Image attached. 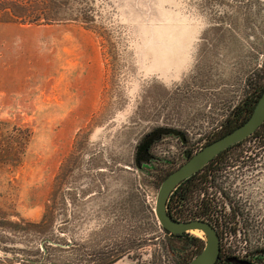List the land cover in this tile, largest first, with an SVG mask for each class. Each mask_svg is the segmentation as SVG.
<instances>
[{"label":"rangeland","instance_id":"374dc122","mask_svg":"<svg viewBox=\"0 0 264 264\" xmlns=\"http://www.w3.org/2000/svg\"><path fill=\"white\" fill-rule=\"evenodd\" d=\"M68 2L44 21L42 0H0V264H183L195 248L159 225L158 187L264 83V0ZM157 127L187 144L166 135L141 169ZM261 151L253 134L224 161Z\"/></svg>","mask_w":264,"mask_h":264},{"label":"flooded vegetation","instance_id":"af4514ba","mask_svg":"<svg viewBox=\"0 0 264 264\" xmlns=\"http://www.w3.org/2000/svg\"><path fill=\"white\" fill-rule=\"evenodd\" d=\"M252 134L241 142L246 141ZM166 135L173 134L156 135L151 139L146 150L136 153L135 163L138 167L143 169L145 166H150L155 160L151 147ZM173 136L179 137L182 145L187 144L185 136L183 140L178 135ZM212 140L211 138L204 140L203 145ZM236 148L237 145L229 146L192 176L182 180L168 197L167 211L177 220L202 219L211 223L219 237V253L213 264H264V229L262 227L264 221L257 215V213H264V206L258 204L257 207H261L262 210L256 212L251 209V206L255 207V205H250L249 202L250 197L252 196L251 199H253L257 193L258 198L263 200L264 188L258 185L261 180L264 185V151L257 155H247L244 161H220L229 157V153ZM194 152L196 150H185L182 154L183 160L185 161L187 156ZM174 169L165 172L162 180ZM198 195L201 197L196 199ZM178 199L179 201H176ZM184 213L192 214L187 216ZM207 214L211 216L210 220L205 218ZM222 216L228 217L229 226L219 224L218 218ZM162 229L170 238L179 240L184 245L189 244L191 238H195L189 232L173 234ZM197 239L203 243V248V240L199 237ZM195 255L191 256L190 260Z\"/></svg>","mask_w":264,"mask_h":264},{"label":"water","instance_id":"95a60500","mask_svg":"<svg viewBox=\"0 0 264 264\" xmlns=\"http://www.w3.org/2000/svg\"><path fill=\"white\" fill-rule=\"evenodd\" d=\"M264 122V89L258 97L251 114L233 129L203 145L199 150L187 156V159L171 171L160 183L155 198L154 214L159 225L173 234L186 232L199 236L204 246L186 264H213L219 253V237L209 221L192 219L181 221L173 218L167 211V201L172 190L184 179L189 178L201 169L214 156L229 146L241 142ZM160 134H173L182 138L184 134L171 127H157L144 136L137 147V154L146 150L151 139ZM194 234V233H193Z\"/></svg>","mask_w":264,"mask_h":264},{"label":"trees","instance_id":"16d2710c","mask_svg":"<svg viewBox=\"0 0 264 264\" xmlns=\"http://www.w3.org/2000/svg\"><path fill=\"white\" fill-rule=\"evenodd\" d=\"M25 1L33 2L34 0H25ZM42 3H43L42 4V13H43L42 18L44 19V21L45 20H48V21L49 20H63L65 19V16L69 17L71 15L69 14V12L73 11L71 8L68 7V3H69L68 0L66 1L65 0H42ZM39 18L41 17H38V16L35 17L34 15L31 18V21L34 22L36 21V19H39ZM263 89H264V83L256 84L252 86V90L250 91V93H248V95L244 97L243 101L240 104L234 106L233 112L231 113L230 117L224 123V128L218 133L214 134L211 137V139H215L221 136L222 134L228 132L229 130L233 129L238 124H240L242 121H244L251 114L254 108V105L258 97L260 96L261 92L263 91ZM253 134H257L258 138L262 139L264 142V122L259 126V128ZM240 143L242 142L236 143L234 145H238ZM220 161H224V159H221ZM176 201H179V199ZM191 241H190L191 243L189 242V244L190 246L195 248L194 253L199 252V250L202 248L203 243L199 241L197 237H195L194 239L191 238ZM189 244H185V245H189ZM117 259L118 258L108 260L107 262L103 264H110L116 261ZM185 263L186 262H184L183 264Z\"/></svg>","mask_w":264,"mask_h":264},{"label":"crops","instance_id":"0c3cea01","mask_svg":"<svg viewBox=\"0 0 264 264\" xmlns=\"http://www.w3.org/2000/svg\"><path fill=\"white\" fill-rule=\"evenodd\" d=\"M110 264H141L133 259L130 258H120Z\"/></svg>","mask_w":264,"mask_h":264},{"label":"bare ground","instance_id":"6f19581e","mask_svg":"<svg viewBox=\"0 0 264 264\" xmlns=\"http://www.w3.org/2000/svg\"><path fill=\"white\" fill-rule=\"evenodd\" d=\"M192 233H194V234H195L196 232H195V231H192ZM196 234H197V233H196Z\"/></svg>","mask_w":264,"mask_h":264}]
</instances>
